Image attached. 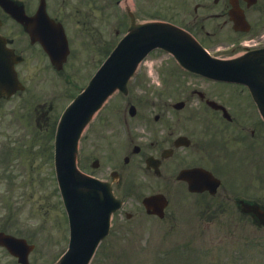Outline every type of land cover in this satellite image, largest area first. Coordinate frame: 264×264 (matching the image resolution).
Wrapping results in <instances>:
<instances>
[{"label":"flooded vegetation","instance_id":"1","mask_svg":"<svg viewBox=\"0 0 264 264\" xmlns=\"http://www.w3.org/2000/svg\"><path fill=\"white\" fill-rule=\"evenodd\" d=\"M10 1L14 2L19 17L32 18L41 15V23L47 29L48 19L61 22L68 36L69 47L70 36L78 40L80 37L83 42L100 44L106 29L113 31L115 35H122L133 23L164 20L188 30L209 52L213 49L219 50L214 55L220 58L231 59L254 49L264 50V43L259 47L251 46L257 41L264 42V0ZM40 5L44 12L39 10ZM235 11L240 12V15L237 14L238 17L241 16L239 22H235L232 15ZM0 33L9 36V45L16 53L25 54L26 41L30 44L29 36L19 19L4 11L1 6ZM31 45L35 47L34 52L41 53L37 60L48 63L49 59L39 41L34 40ZM259 55L261 53L256 54ZM66 63L67 61L63 65ZM161 68L170 77V83L160 91L152 90L148 97H155L160 102L169 100L161 102L172 112L166 115L167 120L158 123L159 116L154 115V123L150 122L151 119L145 120L142 129L138 126L134 129L129 127L124 119V125H119L120 130L118 127L112 130L113 142L120 141L117 144L123 148L124 156L120 166L127 169L126 176L139 175L148 179L164 177L180 183L174 176L183 167L202 165L213 171L209 167L213 164L219 172H224L229 159L238 164L245 162V136L241 131L233 129L234 123L240 122L233 117L257 115V109L246 87L229 83L240 91L233 95L224 87L209 88L215 85L214 82L183 70L177 64L162 65ZM147 72V69L141 66L135 78L141 74L140 77L149 88L152 80ZM200 82H204L200 85L202 90L198 87ZM243 96L250 101L248 109L245 107ZM175 98L182 102L179 107L175 106L176 102H179L173 101ZM207 99L222 103L231 118L226 120L221 109L209 107ZM181 136H185V139L180 140L183 145L176 146V138ZM251 136H254V130H251ZM99 167H96V170H99ZM4 236L6 240H11L14 237H22V234L20 228H11L0 219V264H22L18 256L13 255L6 245L2 244ZM25 237L31 243V236ZM27 257L28 262L25 264H37L33 250Z\"/></svg>","mask_w":264,"mask_h":264},{"label":"rangeland","instance_id":"2","mask_svg":"<svg viewBox=\"0 0 264 264\" xmlns=\"http://www.w3.org/2000/svg\"><path fill=\"white\" fill-rule=\"evenodd\" d=\"M163 59H166L165 55L155 54L148 63L162 60L163 64H170L168 59ZM80 66L78 72H82L84 77L88 68ZM23 73L28 77L31 75L25 69ZM68 73L73 79L71 82H76L75 86L82 83L83 78L79 83L75 81L73 70ZM32 74L35 76L33 72ZM30 81L33 83V79ZM42 82L39 80L35 87L43 86ZM59 84L53 85L54 95L61 92L60 87L66 88L62 83L59 87ZM121 98L118 94L110 96L96 118L84 130L80 143V166L85 155L92 154L93 148L88 144V138L93 141L96 126H100V122L106 119L111 120ZM58 110L59 106L54 112V118ZM8 117L6 115V119ZM47 147V157L50 158V143ZM50 164L47 158L45 160L37 156L31 162L23 164L21 169L13 168L10 173L15 176L14 179L8 181L6 176L0 178V213L10 214L23 223L37 226L38 237L45 238L49 234L48 244L43 246V249L48 248V261L54 251L60 253L66 247V240L62 239L66 232V214L60 197L57 196L58 192L54 189L56 182ZM123 192L119 186L115 189L116 196ZM261 195L264 196V193ZM121 197L126 200L125 208L115 211L112 231L98 247L91 264H264V227L257 228L250 221H234L232 224L226 222L232 217L230 213L207 220L201 210H198L208 206L215 207V200L207 196H196L188 200L180 194L181 206H178L177 195L174 193L164 219L143 213L139 202L142 195L129 194ZM125 211L131 213L130 218L125 217ZM190 245L197 251H190ZM165 253H168L167 256L163 255Z\"/></svg>","mask_w":264,"mask_h":264},{"label":"water","instance_id":"3","mask_svg":"<svg viewBox=\"0 0 264 264\" xmlns=\"http://www.w3.org/2000/svg\"><path fill=\"white\" fill-rule=\"evenodd\" d=\"M161 45L176 54L183 64L193 70L218 74L221 64H207L205 56L196 47H190L178 32H171L160 24H150L133 30L118 44L114 52L93 77L89 86L78 96L66 112L57 140L56 167L64 202L67 207L72 238L69 250L59 264H86L93 249L107 230L108 216L117 206L109 189L102 184L80 174L74 166V146L76 139L93 111L99 107L114 88H124L127 77L133 72L137 62L153 46ZM193 56L189 57L188 54ZM1 55V50H0ZM0 82L7 87L13 76L10 68L0 58ZM5 66V67H4ZM13 80V79H12ZM258 86L257 99L264 112L263 89ZM161 197L144 199L147 207L156 206ZM162 199V198H161Z\"/></svg>","mask_w":264,"mask_h":264}]
</instances>
